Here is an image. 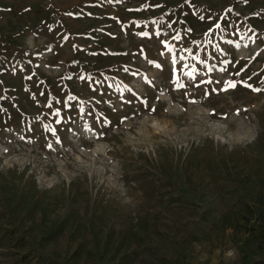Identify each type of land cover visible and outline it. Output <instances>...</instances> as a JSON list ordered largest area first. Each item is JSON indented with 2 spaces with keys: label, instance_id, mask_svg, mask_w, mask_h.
I'll use <instances>...</instances> for the list:
<instances>
[{
  "label": "rangeland",
  "instance_id": "374dc122",
  "mask_svg": "<svg viewBox=\"0 0 264 264\" xmlns=\"http://www.w3.org/2000/svg\"><path fill=\"white\" fill-rule=\"evenodd\" d=\"M261 223L264 0H0V264H264Z\"/></svg>",
  "mask_w": 264,
  "mask_h": 264
},
{
  "label": "snow or ice",
  "instance_id": "6c2138e0",
  "mask_svg": "<svg viewBox=\"0 0 264 264\" xmlns=\"http://www.w3.org/2000/svg\"><path fill=\"white\" fill-rule=\"evenodd\" d=\"M141 35H146V34L145 33H141ZM245 86L247 88L251 89L252 91H255V92L262 91L261 89L253 88V86L251 84H249V83H246ZM177 87H183V85L177 84ZM235 87H236V84L234 82H232V81H226L224 88H222V89H214L213 91H227L229 88H235ZM204 95L207 96V95H209V93L208 92H205ZM152 110L155 111V108H153ZM213 111H215V110L213 109ZM239 111H240V109H237V113H239ZM222 115L223 116H226L227 113H222ZM100 135H104V133H100ZM47 147L48 148H51L52 145L51 144H48ZM4 151L5 152H8L9 149L7 147H5L4 148Z\"/></svg>",
  "mask_w": 264,
  "mask_h": 264
},
{
  "label": "trees",
  "instance_id": "16d2710c",
  "mask_svg": "<svg viewBox=\"0 0 264 264\" xmlns=\"http://www.w3.org/2000/svg\"><path fill=\"white\" fill-rule=\"evenodd\" d=\"M261 230H262V232H261V238H262V241L264 242V228H263V224L261 223Z\"/></svg>",
  "mask_w": 264,
  "mask_h": 264
}]
</instances>
